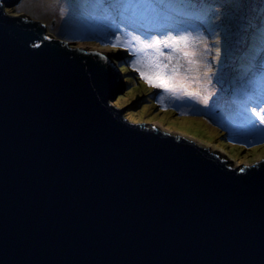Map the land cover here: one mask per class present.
Returning <instances> with one entry per match:
<instances>
[{
	"label": "water",
	"instance_id": "water-1",
	"mask_svg": "<svg viewBox=\"0 0 264 264\" xmlns=\"http://www.w3.org/2000/svg\"><path fill=\"white\" fill-rule=\"evenodd\" d=\"M19 1L0 0V23L10 21L0 54L4 264H260L264 210L237 179L252 164L234 168L193 140L127 120L143 135H113L138 149L182 153L166 143L180 142L203 155L190 158L199 170L151 177L122 164L100 102L120 92V69L52 37L42 21L8 14Z\"/></svg>",
	"mask_w": 264,
	"mask_h": 264
},
{
	"label": "snow or ice",
	"instance_id": "snow-or-ice-1",
	"mask_svg": "<svg viewBox=\"0 0 264 264\" xmlns=\"http://www.w3.org/2000/svg\"><path fill=\"white\" fill-rule=\"evenodd\" d=\"M65 4L70 12L75 9L81 13H102L109 21L111 37L102 41L103 45L128 51L132 57L127 62L128 67L149 87L175 98L182 95L204 109L218 103L229 91L234 93L233 101L241 105V115L257 137L249 143H264V0H81L79 4L76 0H65ZM2 15L3 3L0 2ZM173 15L200 23L182 21L173 25L170 23ZM8 23L7 20L0 23V54L6 48L2 30ZM204 33L206 35H202ZM201 39H212L214 43L205 44L201 52ZM31 46L41 48V44L34 42ZM213 49L215 54L209 59L208 54ZM148 51L153 55L145 62L144 53ZM89 55L101 56L106 63L109 61V57L101 53ZM98 69L101 73L115 75L111 65L98 64ZM124 70L122 66L121 71ZM115 79L123 89L124 78L115 75ZM198 83L202 87L196 89ZM160 99L163 100V96ZM100 102L110 117V127L105 132L110 138L109 149L116 153L122 164L136 168L145 177L200 169V163L190 158L203 154H198L188 144L166 142L183 149L182 153H173L138 149L123 142L113 132L143 135L136 128H128L123 120L132 124L138 122L131 114L125 116L118 110L112 111V108L121 107L117 92ZM204 164L208 169L221 167L215 160ZM249 169L240 168L241 175L237 179L246 191L258 194L264 210V158L254 162ZM0 264H4L2 259ZM260 264H264V238Z\"/></svg>",
	"mask_w": 264,
	"mask_h": 264
},
{
	"label": "rangeland",
	"instance_id": "rangeland-1",
	"mask_svg": "<svg viewBox=\"0 0 264 264\" xmlns=\"http://www.w3.org/2000/svg\"><path fill=\"white\" fill-rule=\"evenodd\" d=\"M76 3H81V0H76ZM6 12L10 15L28 16L44 22L52 37L70 42L73 47L107 55L116 68L122 62L125 64L132 58L124 49H113L103 45L102 41L111 37L109 21L100 12L81 13L75 9L70 12L65 0H20L13 7L6 8ZM182 21L200 23L175 15L170 23L176 25ZM212 43H214L212 39H201L199 41L201 52L205 44L211 45ZM214 54L213 49L208 54V58L210 59ZM152 55L150 51L145 52V62L150 60ZM132 73V76L119 74V77L124 78V87L117 93V99L121 109L128 105L124 110L125 116L131 114L138 124L158 126L171 134L193 139L198 144L211 148L212 152L228 158L234 168L250 165L264 158V143H250L249 145L244 143L255 141L257 137L255 134L248 138L244 135L252 130L247 120L241 115V105L233 101L234 93L231 91L218 103L212 104L209 109H204L203 106L189 101L182 95L180 98H175L162 90L149 87L137 73L133 71ZM128 78L132 79L126 83ZM201 87L199 83L196 85V89ZM160 96H163V100ZM136 102L139 106L133 105ZM226 118H229L228 121L232 123L239 122L242 127L238 126V129L242 132L239 130L234 136L232 128L224 127Z\"/></svg>",
	"mask_w": 264,
	"mask_h": 264
},
{
	"label": "trees",
	"instance_id": "trees-1",
	"mask_svg": "<svg viewBox=\"0 0 264 264\" xmlns=\"http://www.w3.org/2000/svg\"><path fill=\"white\" fill-rule=\"evenodd\" d=\"M75 37V36H74ZM123 66V68L124 69H126V70H124V71H121V67ZM118 67V66H117ZM118 68H120V72L122 73V75H130V76H132L133 75V73H132V70H131V68H129L128 67V64L127 63H121L120 65H119V67ZM129 79H132V78H128V79H126V83H128V80ZM140 101V100H139ZM138 101V102H139ZM138 102H136V103H134L133 105H138L139 106V103ZM236 104H238V105H240L239 103H236ZM131 107H134V106H131ZM240 108H241V106H240ZM242 109V108H241ZM228 119L229 118H226V122H224L225 123V125H224V127L225 128H228V129H230V128H232L233 130H232V132H233V135L235 136V135H237L238 133L237 132H239V130H241V129H238V126L239 127H242V126H240L241 124L238 122V123H232V122H229L228 121ZM235 127V128H234ZM237 127V128H236ZM237 130V131H236ZM240 132H242V130L240 131ZM252 134H254L252 131H248V133H245L244 135L248 138L249 136H251ZM244 143H246L247 145H249L250 143H249V141H245ZM246 145V146H247Z\"/></svg>",
	"mask_w": 264,
	"mask_h": 264
},
{
	"label": "clouds",
	"instance_id": "clouds-1",
	"mask_svg": "<svg viewBox=\"0 0 264 264\" xmlns=\"http://www.w3.org/2000/svg\"><path fill=\"white\" fill-rule=\"evenodd\" d=\"M44 23V22H43ZM45 24V23H44ZM46 25V24H45ZM47 26V25H46ZM118 68V67H117ZM120 69V68H119ZM121 73V72H120ZM119 109H121V108H119ZM154 126V125H153ZM156 127H158V126H156ZM158 128H160V127H158ZM160 129H162V128H160ZM162 130H164V129H162ZM164 131H166V130H164ZM168 132V131H167ZM187 138V137H186ZM189 139V138H188ZM190 140H193V139H190ZM194 141V140H193ZM196 142V141H195ZM197 143V142H196ZM201 145V144H200ZM203 146V145H202ZM204 147H206V146H204ZM209 148V147H208ZM211 149V148H210ZM211 152H212V150H211ZM214 153V152H213ZM216 154H218V153H216ZM222 159H226V160H228V158H225V157H222L220 154H218ZM232 166V165H231ZM233 167V166H232Z\"/></svg>",
	"mask_w": 264,
	"mask_h": 264
}]
</instances>
